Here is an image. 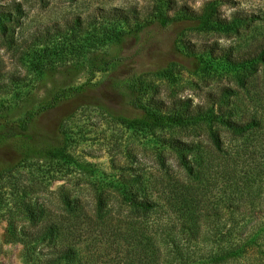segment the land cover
<instances>
[{
  "label": "trees",
  "instance_id": "1",
  "mask_svg": "<svg viewBox=\"0 0 264 264\" xmlns=\"http://www.w3.org/2000/svg\"><path fill=\"white\" fill-rule=\"evenodd\" d=\"M164 3L171 15L163 12ZM162 4L154 13V20L144 24L139 22L136 10L99 7L86 18L76 16L47 26L45 31L31 37L32 41L26 43L21 53L14 45L25 12L20 3L0 6L2 46L19 53L25 71L23 76L5 77L0 68V96L16 94L17 97L18 89L27 86L32 76L43 82L62 68L76 72L89 70L96 75L122 64L121 56L97 52L101 37L96 32L107 43L121 47L129 39L140 38L153 26L167 29L179 23H192L200 32H227L254 19V16L224 19L218 2L208 3L200 13L178 7L169 0ZM133 21L136 27L131 26ZM125 26L133 28L127 32ZM174 51L200 61L207 70L214 63L240 70L242 88H246L253 74L260 76L264 86V45L238 53L232 46L221 47L215 43L198 46L178 37ZM179 66V62L172 61L155 71L113 79L112 86L127 107L138 112L134 118L119 116L116 120L130 130L152 132L213 117L231 137L242 142L228 147L220 132H213L208 140L209 157H205L200 145L166 140V146L182 155L183 177L174 179L175 185L165 196L170 208L176 210L172 224L142 226L133 218L120 222L119 232L115 233L107 225L99 233L105 236L108 232L104 231L111 230L115 238L125 240L118 246L125 249H118L112 259L116 264H264V119L257 116L237 119L236 111L228 103L236 96L231 88H224L222 95L211 97L212 105L219 106L217 113L212 110L196 116L190 115L191 101H174L168 107L154 98L146 100L152 86L146 83L145 77L155 75L174 80ZM80 90H63L47 104L28 109L20 117L16 115L23 110L21 101L0 98V152L9 146L17 157L15 163H0V205L9 206L6 239L24 246L26 264H100L99 249L93 244L95 249L87 245L96 231L81 228L80 215L67 217L69 213L79 212L81 200L65 196L62 198L64 211L56 214L49 205L34 202L29 197L30 187L23 185L22 178L16 179V174L34 158L49 164L71 161L66 155L65 130H60V143H50L37 134L35 124L45 112L73 99ZM135 176L124 180L125 187L130 189L120 194V199L127 203L131 213L140 217L160 207V203L145 193L143 176ZM8 181L11 182L7 184ZM98 204L104 206L102 196L98 197ZM84 236L88 238L83 240ZM156 241L161 246L157 247Z\"/></svg>",
  "mask_w": 264,
  "mask_h": 264
},
{
  "label": "rangeland",
  "instance_id": "2",
  "mask_svg": "<svg viewBox=\"0 0 264 264\" xmlns=\"http://www.w3.org/2000/svg\"><path fill=\"white\" fill-rule=\"evenodd\" d=\"M166 1L0 0V6L20 3L25 12L21 27L15 35L17 41L14 45L21 53L26 43L32 41L31 37L45 31L53 23L76 16L86 18L99 7H117L136 10L139 22L144 24L154 20V13ZM169 1L197 13L202 12L208 3L218 2L220 15L224 19L230 20L233 16H254V19L234 26L227 32H200L192 23H179L167 29L153 26L140 38L129 39L121 47L107 43L103 35L96 32L101 37L98 41V53L107 52L111 57H122L123 62L116 69L93 75L89 70L76 72L62 68L43 82L30 75L28 85L18 89L17 97L16 94L0 96L1 99L21 101L23 110L16 115L20 117L28 109L47 104L63 90L81 89L73 99L45 112L35 124L37 134L50 143H57L60 130H65L66 155L71 161L49 164L34 158L16 174V179L21 181L22 178L23 185L30 187L29 197L34 202L49 205L56 214L64 211L62 198L65 196L81 200L79 212L69 213L67 217L80 215L78 223L81 228L90 229L89 232L96 231L90 236L87 245L99 249L100 264H116L112 259L117 256L118 251L125 249L118 248L125 240L115 238L110 233L111 230L119 232L120 222L134 218L142 226L172 224L171 219L175 217L173 211L176 210L170 208L165 196L175 185L174 179L183 177L180 166L182 155L166 146V140L177 139L200 145V151L205 157H209L208 140L213 132L219 131L228 147L242 142L231 137L213 117L198 119L187 126L171 125L152 132L130 130L115 117L134 118L138 112L127 107L113 88V79L132 73L155 71L177 61L180 66L174 80L155 75L145 77L146 83L152 86L145 96L146 100L154 98L168 107L174 101H191L190 111H193L190 115L196 116L199 112L212 110L217 113L219 106L212 105L211 97L222 95L224 88H231L236 91V96L231 97L229 102L227 98L224 101L236 111L237 119L250 116L264 119V86L258 74L250 75L246 88H242L240 70L223 63H214L207 70L200 61L180 56L174 51V41L178 37L181 41L198 46L214 43L221 47L232 46L238 53L264 45V0ZM163 6V12L171 15L165 3ZM131 26L136 27L135 21ZM133 27L125 26L127 32ZM86 36L87 34L84 37ZM2 43L0 40V68L5 77L23 76L25 71L19 61V53L16 54L11 47H3ZM197 107L200 108L194 109ZM15 162L16 154L9 146L4 147L0 152V163ZM137 174L143 176L145 193L160 203V207L140 217L131 213L127 203L120 199V194L124 195V191L130 189L125 187L124 180L136 177ZM100 196L104 200V206L98 204ZM208 208L212 209V205ZM204 209L207 210L206 207ZM8 210V205H0V264H26L24 246L6 239ZM107 225L112 227H109L111 230L104 231L108 232L104 236L99 232L106 229ZM97 234L100 236L97 237ZM87 238L88 236H84L83 240ZM156 245L161 246L158 241Z\"/></svg>",
  "mask_w": 264,
  "mask_h": 264
}]
</instances>
